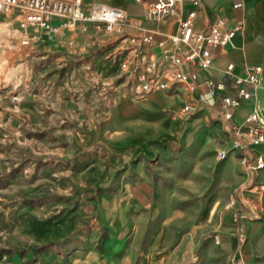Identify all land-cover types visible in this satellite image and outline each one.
<instances>
[{
	"label": "rangeland",
	"instance_id": "374dc122",
	"mask_svg": "<svg viewBox=\"0 0 264 264\" xmlns=\"http://www.w3.org/2000/svg\"><path fill=\"white\" fill-rule=\"evenodd\" d=\"M18 28L15 15L0 22V83L21 96L0 99V264H62L86 233L104 244L126 240L139 254L157 218L168 238L197 228L204 239L212 199L213 218L237 201L239 190L222 175L229 160L219 157L235 153L233 144L206 155L195 139L202 128L179 129L180 110L131 114L129 105L148 96L137 94L118 54L108 59L104 45L87 47L97 37L45 39L20 54L9 47ZM104 44L112 47L107 37ZM101 56L111 63L106 72ZM168 118L174 124L165 127ZM126 184H146L147 198H131Z\"/></svg>",
	"mask_w": 264,
	"mask_h": 264
},
{
	"label": "crops",
	"instance_id": "0c3cea01",
	"mask_svg": "<svg viewBox=\"0 0 264 264\" xmlns=\"http://www.w3.org/2000/svg\"><path fill=\"white\" fill-rule=\"evenodd\" d=\"M115 1L84 0L88 6L95 3H106L124 9L132 22L131 32L133 35H142L143 33L153 35V43L148 49L157 57H162L164 52L161 43L168 35L176 31L180 18L191 9H195L197 12V29L200 31L207 30L219 18L224 19L229 26H234L238 21L244 22L243 29L230 44L213 50L214 63L210 71L205 72L195 66L185 68L189 81L195 85L212 79L222 81L230 87L231 77L225 73L230 64L235 65L237 73L242 72L247 66H262L264 69V0H201L197 7L189 3L182 4L174 14L158 20H149L145 17L147 4L154 0H142V3H138L136 0H120L121 4ZM237 4L240 5L239 9L234 8ZM8 18L11 16L0 14V22ZM16 33L17 29L14 30L13 36ZM90 33L82 34L79 38L82 39L83 36L86 38ZM90 36L97 37V39L86 44L87 47L101 48L104 45L106 47L105 54H109L108 59L116 55L123 46V44L114 46L111 44L112 47L107 48L108 46L104 44L107 37L105 31L96 36L91 33ZM10 39L9 47L12 50L20 54L29 51L11 47ZM119 58L123 63L127 56H119ZM103 59L102 56L98 58L97 66H99V70L102 69L106 72L110 69L111 63L105 62ZM16 61L18 62L19 58ZM180 90V93L176 95L159 92V96H156L154 93L148 96V99L143 100L146 103L131 102L129 111L133 115H144L146 111L154 108H169L175 112L180 110V120L176 118L178 115H175L179 121V129L197 130L202 128V131H199L195 136L199 150L209 155L221 148L230 149L233 126L241 125L244 122L250 112V104L247 103L234 110L233 120L228 121L224 119L220 107L213 105L215 99L204 88H198L192 93L185 86H181ZM163 96L169 100L164 99ZM219 97L220 95H217L216 99ZM260 97L264 114V73ZM192 98L201 100L200 108L193 115L185 117L182 114V109L186 102ZM164 124L165 127H168L174 124V120L168 118ZM201 134H203V138L200 137ZM145 136H147V130L137 134L138 139ZM258 156L264 157V144L252 149L251 165L257 164ZM227 160L229 161L224 166L222 175L226 178L231 177L233 185L239 190L237 201H233L234 207L228 206L226 211L213 218L214 210H217L219 202L212 199V209L204 226V239H197V228L189 236H178L176 239L172 235L168 238L167 222H159L157 218L156 223L159 226L157 232L151 237L147 235L146 248L139 254L128 248L126 240H119L114 236L110 238L111 243L104 244L105 240L101 235L86 233L65 250L61 256L63 260L60 262L62 264H264V193L259 190L260 186L264 185V169L247 172L243 165L242 155L237 152L222 161ZM142 172L140 170V173ZM129 176L131 174L125 175L127 178ZM124 187L125 192L130 193L131 198L135 196L137 201L144 197L147 198L149 194L146 184L135 186L126 184ZM222 190L223 188L217 187V191L221 192ZM144 203L142 202L143 205ZM139 204L141 205V202L136 206ZM144 219L146 218H141L142 221ZM241 235H244V241H241ZM174 240L176 243L169 245V242ZM202 241H204L203 249L200 248Z\"/></svg>",
	"mask_w": 264,
	"mask_h": 264
},
{
	"label": "built area",
	"instance_id": "2783aa9c",
	"mask_svg": "<svg viewBox=\"0 0 264 264\" xmlns=\"http://www.w3.org/2000/svg\"><path fill=\"white\" fill-rule=\"evenodd\" d=\"M142 3V0H136ZM189 3L199 6L201 0H154L147 4L145 17L158 20L174 14L180 5ZM239 9L240 5L234 6ZM0 14L16 16L19 24L17 33L11 37V47L29 50L34 44H42L45 39L72 36L79 38L91 32L95 36L105 31L107 42L123 44L119 56H127L122 63L126 78L136 83V92L144 99L156 92L172 95L180 93L185 86L192 93L198 88L208 91L223 112L225 120H233V111L250 104V112L241 125L233 126L232 150L242 155L247 172L264 169V157L258 156L257 164L251 165L250 154L254 147L264 144V114L260 91L263 87L262 66H247L237 73L230 64L225 73L231 77L228 87L222 81L208 79L198 85L189 81L187 66H195L208 72L214 63L213 50L226 47L243 29L244 22L238 21L229 26L224 19L215 20L205 31L197 29V12L189 10L178 21L177 29L161 43L162 57H157L148 47L153 43V35L143 33L133 35L132 22L127 12L106 3L87 6L84 0H0ZM90 33V34H91ZM196 78L195 75H193ZM9 87L0 84V99L10 95L12 103L20 101V95L8 91ZM217 95H220L216 99ZM201 100L189 99L182 109L185 117L193 115L200 108ZM228 152L219 157L225 160ZM264 193V185L259 188ZM234 206L231 202L229 207ZM244 241V235L240 236Z\"/></svg>",
	"mask_w": 264,
	"mask_h": 264
},
{
	"label": "bare ground",
	"instance_id": "6f19581e",
	"mask_svg": "<svg viewBox=\"0 0 264 264\" xmlns=\"http://www.w3.org/2000/svg\"><path fill=\"white\" fill-rule=\"evenodd\" d=\"M156 93H159V92H156Z\"/></svg>",
	"mask_w": 264,
	"mask_h": 264
}]
</instances>
